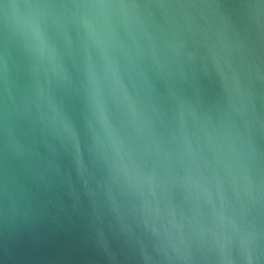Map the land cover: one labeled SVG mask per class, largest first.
Listing matches in <instances>:
<instances>
[{
	"label": "water",
	"instance_id": "obj_1",
	"mask_svg": "<svg viewBox=\"0 0 264 264\" xmlns=\"http://www.w3.org/2000/svg\"><path fill=\"white\" fill-rule=\"evenodd\" d=\"M0 264H264V0H0Z\"/></svg>",
	"mask_w": 264,
	"mask_h": 264
}]
</instances>
